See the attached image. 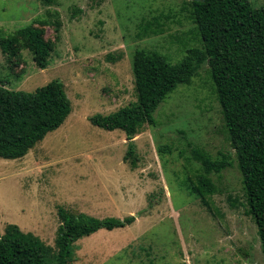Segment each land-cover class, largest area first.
Wrapping results in <instances>:
<instances>
[{"label": "rangeland", "instance_id": "1", "mask_svg": "<svg viewBox=\"0 0 264 264\" xmlns=\"http://www.w3.org/2000/svg\"><path fill=\"white\" fill-rule=\"evenodd\" d=\"M190 1L0 0V37L32 26L52 45L43 69L21 46L14 56L0 49V84L32 92L59 80L71 103L63 124L25 156L0 158V235L13 224L53 246L59 209L133 215L125 228L75 242L71 264H264L206 63L157 106L156 125L134 136V169L123 160V131L88 120L136 101L135 50L176 63L200 48ZM248 1L264 8V0ZM197 150L229 163L208 175L218 190L205 196L211 208L193 192L204 174Z\"/></svg>", "mask_w": 264, "mask_h": 264}, {"label": "trees", "instance_id": "2", "mask_svg": "<svg viewBox=\"0 0 264 264\" xmlns=\"http://www.w3.org/2000/svg\"><path fill=\"white\" fill-rule=\"evenodd\" d=\"M52 5L55 0H40ZM192 18L200 48H189L178 62L171 63L158 52L135 50L132 72L136 101L115 112L94 114L89 122L101 129L121 130L127 150L123 157L130 168L137 166L134 136L144 125L155 126L153 113L178 85H188L203 63L215 89L231 148L242 177L246 213L254 222L264 255V8L248 0H191ZM27 49L38 68H45L52 50L42 32L26 26L0 37V49L14 56L17 47ZM71 111V103L59 80L32 92L10 90L0 84V158L19 159L48 133L59 128ZM196 159L204 165L193 192L205 199L217 193L210 171L219 172L225 160H212L201 150ZM124 218H95L84 213L58 210L59 225L54 245L32 233L8 224L0 235V264H71L75 242L99 230L122 229L135 221Z\"/></svg>", "mask_w": 264, "mask_h": 264}, {"label": "water", "instance_id": "3", "mask_svg": "<svg viewBox=\"0 0 264 264\" xmlns=\"http://www.w3.org/2000/svg\"><path fill=\"white\" fill-rule=\"evenodd\" d=\"M196 1H203V0H196Z\"/></svg>", "mask_w": 264, "mask_h": 264}, {"label": "crops", "instance_id": "4", "mask_svg": "<svg viewBox=\"0 0 264 264\" xmlns=\"http://www.w3.org/2000/svg\"><path fill=\"white\" fill-rule=\"evenodd\" d=\"M39 143V142H38Z\"/></svg>", "mask_w": 264, "mask_h": 264}]
</instances>
